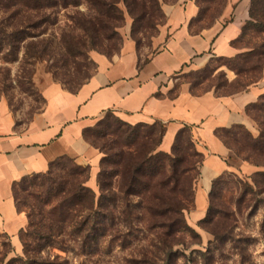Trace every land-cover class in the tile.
Here are the masks:
<instances>
[{"label": "crops", "instance_id": "crops-1", "mask_svg": "<svg viewBox=\"0 0 264 264\" xmlns=\"http://www.w3.org/2000/svg\"><path fill=\"white\" fill-rule=\"evenodd\" d=\"M251 4L252 0H230L220 18L197 31L193 25L200 16V0H177L163 7L166 22L148 57L126 37L116 56L94 55L96 71L77 92L47 77L41 86L43 108L27 122L16 116L7 101L0 102V230L18 253L23 250L20 233L27 228L28 218L17 209L14 186L26 176L47 173L51 163L69 157L90 166L87 185L97 191L102 155L85 132L108 112L131 125H166L159 148L164 153L172 151L180 130L192 128L203 156L194 210L188 217L192 227L207 215L215 180L228 172H257L248 162L235 167L232 151L217 133L236 127L254 129L247 109L264 94V83L236 94L196 95L182 81L185 74L205 70L216 59H233L244 52L238 41L250 20ZM227 77L230 82L236 79L231 71Z\"/></svg>", "mask_w": 264, "mask_h": 264}, {"label": "rangeland", "instance_id": "rangeland-1", "mask_svg": "<svg viewBox=\"0 0 264 264\" xmlns=\"http://www.w3.org/2000/svg\"><path fill=\"white\" fill-rule=\"evenodd\" d=\"M176 1L136 0L131 8L133 12L124 3H120L118 8L123 12V21L117 29L118 35L113 36L110 41L105 39L102 29L92 24L97 22L92 19L93 13L89 7L82 5L79 8L62 9L57 14L48 15L50 22L42 27L26 28V35L22 36L24 41L17 50H13L7 46L4 48L5 43L1 44V41L11 33V30L7 31V27L13 23L14 13L19 9L14 4L24 1L0 0V44L4 48L0 47V102L7 101L16 116L22 122H27L43 108L41 86L47 77L70 92L78 91L96 71L94 55L99 53L116 56L126 37L136 43L141 55L148 57L153 51L154 38L166 22L163 7ZM229 1L203 0L200 3V8L203 9L202 22L195 24V29L199 31L211 26L222 16ZM23 15V25L30 26L34 23L24 12ZM43 18L45 17L40 16L37 20L41 21ZM251 20L250 16L249 21ZM255 43L261 41L249 30L245 38L238 42V47L247 52ZM234 67L235 62L216 59L207 70L185 74L182 81L189 84L197 95L207 91H215L220 95L233 94L241 90L236 79L230 82L227 77V71H231L237 78ZM241 83L249 86L250 81L242 80ZM263 83L264 75L253 85ZM104 118L105 125L127 130L117 118L111 115H105L102 119ZM250 119L254 123V129L248 132L252 137H259L264 112L251 109ZM90 139L95 143L102 141L93 135ZM156 139L159 140L158 137ZM248 139L247 132L243 130L234 131L228 136V141L236 152H232L231 161L235 167H240L243 162L255 166V163L264 161V157L258 155L253 156L251 161L244 160L245 153H250L246 150L245 142ZM190 154H187V160L191 164L190 171L184 177L188 183L184 178L180 184L173 179L166 185L155 187L160 203L175 206L177 201L184 203L185 225L192 229L179 236L180 244L176 247L179 257L176 264H264V177L256 175L264 172V166H255L257 172L252 175L241 171L222 175L214 186L206 223L200 222L192 227L188 217L194 210L195 188L200 178L202 159L192 158ZM31 183L39 184L40 179L30 176L25 185ZM22 185L24 184L20 183V187ZM20 187H17L18 191ZM43 189L35 190L33 194L41 197V194L44 195ZM181 190L185 194L180 193ZM96 192L99 194V189ZM22 212L28 214L26 209ZM133 212L132 229L125 231L128 242H122L124 247L120 244L122 240L114 247L111 246V249L105 244L102 253L93 259L52 249L48 251L49 256L51 259L59 256L60 262L64 264L67 261V264H133L130 263L131 259L140 258L147 249L155 250L150 242L154 238L153 233L150 236L145 231L146 220H141L145 215L140 209H133ZM19 256H24L23 250L18 253L11 240L0 230V264L1 261L7 263Z\"/></svg>", "mask_w": 264, "mask_h": 264}, {"label": "trees", "instance_id": "trees-1", "mask_svg": "<svg viewBox=\"0 0 264 264\" xmlns=\"http://www.w3.org/2000/svg\"><path fill=\"white\" fill-rule=\"evenodd\" d=\"M23 1L14 4L19 9L14 13L13 23L7 27V31L11 30V33L1 41V44L5 43L4 48L7 46L17 50L24 41L22 36L26 35L27 29H37L50 22L47 17L51 13L57 14L62 9L79 8L82 5L90 8L93 13L92 19L97 22L92 24L102 29L105 39L110 41L113 36L118 35L117 29L123 21V12L118 5L124 3L130 12H133L131 8L136 2V0ZM202 1L200 0V3ZM23 12L34 22L32 25H23L25 16ZM202 13L203 9L194 21V28L195 24L202 22ZM40 16L45 18L38 21ZM250 16L252 20L243 28L238 42L252 30L261 43H255L250 51L243 52L236 58L225 59L235 62L236 80L241 87L238 92L247 90L264 75V0H252ZM90 34L93 36V33ZM1 44L0 47L3 48ZM242 80L250 81L249 86L242 85ZM191 91L195 94L192 89ZM251 109L264 112V94L255 104L248 107L249 117ZM106 115L117 118L127 130L105 125L104 118L85 132L87 140L93 147L99 149L102 155L98 176L99 194L87 185L90 179V166H81L69 157H62L51 163L45 174L30 175L40 179L39 184L25 185L30 176L24 177L14 186L17 209L20 212L25 209L28 211V226L20 233L24 256L12 258L7 263L1 261V264H64L60 262L59 256L51 259L48 251L59 250L66 254L74 253L78 257L93 259L102 253L105 244L111 249L122 240L120 244L124 247L122 242L127 241L128 236L125 231L132 229L133 209H140L145 215L139 219L146 220L145 231L150 236L153 233L154 238L150 242L155 250L147 249L140 258L131 259L130 263H177L179 256L176 247L180 244L179 236L188 230L192 231L187 224L185 225L186 208L182 201H177L176 206L160 203L159 196L155 194V187L166 185L173 179L176 183H181L190 171L191 164L187 160L189 152L192 158L198 157L203 161V156L197 151L193 140L192 128L186 126L180 130L172 151L164 153L159 151V148L167 130L166 125L158 122L152 125L143 123L131 125L112 112ZM260 125L259 137H252L244 127L224 129L219 131L217 136L229 150L235 152L228 141V136L234 131L247 132L249 139L245 143L246 150L250 153H245L244 160L251 161L256 155L264 157V122ZM91 135L99 137L102 141L95 143L90 139ZM255 166H264V161L255 163ZM256 175L264 177V172ZM218 179L214 181L213 189ZM184 181L188 183L186 178ZM20 183L24 185L20 187ZM18 186L20 191L17 190ZM40 188H44L42 191L44 195L36 197L33 192ZM181 192L184 193L183 190ZM208 217L207 213L201 223H206ZM3 235L10 240L8 235L4 233ZM67 263L68 261L65 262Z\"/></svg>", "mask_w": 264, "mask_h": 264}]
</instances>
